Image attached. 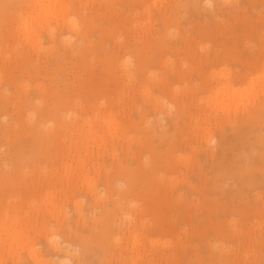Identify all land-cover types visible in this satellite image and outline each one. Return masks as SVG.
Returning a JSON list of instances; mask_svg holds the SVG:
<instances>
[{
    "label": "rangeland",
    "instance_id": "374dc122",
    "mask_svg": "<svg viewBox=\"0 0 264 264\" xmlns=\"http://www.w3.org/2000/svg\"><path fill=\"white\" fill-rule=\"evenodd\" d=\"M13 1L0 0V186L3 187L0 189V264H133V260L136 264H264V159L256 156L260 167L251 173L253 176L249 175L242 180L239 176H232L233 172L239 171L240 166L245 170L248 161L246 158L258 155L259 150L264 147L259 139V136H263L264 140V0H196L198 4H194V0H73L75 11L69 9L64 15L66 20L63 17L52 19V25H47L42 32L43 47L38 49L34 46V41L25 39L21 28L20 15L28 6H17ZM166 15L170 17L168 24L162 18ZM188 17L189 20L194 17L196 20L192 23ZM85 18L91 27L89 32L101 36L100 39L105 36L102 33L106 34L104 39L109 38L108 41L105 39L108 42L106 44L116 50L113 56L110 55L111 62L100 47V54L105 57L104 62L102 57H95L93 61H97L96 63L84 64V58L76 44L78 35L73 30L81 28ZM67 26L70 29H66ZM62 29L65 31L64 37L61 36L63 42L76 47L77 51L70 58L60 60L54 71H38L35 67L37 62L45 61L48 51L58 46L56 42H49L47 34L53 31L58 35ZM127 38L139 40L142 55H146L148 50H153L158 55L159 59L150 68L151 71L145 72L140 78L133 76L134 79L143 81L142 83L136 79L130 82L127 76L122 77V67L135 62L133 54L119 50L120 42ZM20 52L23 55L17 54ZM217 53L220 54L219 58L214 57ZM221 54L228 58L221 57ZM90 56L94 54L91 53ZM240 56L244 58V63ZM28 57L32 61L29 62ZM209 57L214 59L211 65H208ZM106 62L110 63V67ZM222 70H227L230 74H221ZM240 72H245L247 78L238 77ZM6 76L9 79L15 77L16 80L10 79V82ZM114 77L119 78L117 82ZM39 83L44 88L38 86ZM120 84L121 89L118 88ZM52 85L60 88L59 92L63 89V93L64 89L72 87L70 91L77 93L75 96L70 92L73 104L68 105L61 98L53 96L54 91L52 93L50 90ZM73 86L79 89H74ZM148 87L149 90H146ZM17 88L19 90L16 92ZM27 89L30 96L35 97H30L33 100L29 99L39 101H29L26 106L21 99L28 92ZM41 89L50 94L48 98L35 96L42 92ZM5 93L11 96L10 100H4ZM103 95L106 100L101 98ZM44 99H47L49 105ZM38 102H43L40 103L42 107L59 106L60 114L65 113L63 116L56 113L44 114L41 118L32 108V103L39 105ZM78 107L84 111L78 110ZM69 109L72 112L78 111V115H67ZM111 109L115 112L114 115ZM178 111L182 119L180 126L176 128L173 119H176ZM253 112H259L256 118L251 116L257 120L251 125L246 124L248 127L243 130L250 132L251 127L254 128L252 136L256 139L248 140L246 134L244 139L233 136V140L232 128L224 122L225 118L228 115H238L239 118L247 119ZM106 114L116 116L117 120H114L119 122H116L117 128H113V136L106 131L109 128ZM141 114H145V117ZM105 115L106 118H102ZM39 117L41 123L37 122ZM60 122L62 126L58 127ZM92 122L101 132H107V138L101 146L91 141L92 148L90 147L89 152L92 151L86 154V149L78 151L75 148L80 141L87 143L89 136L87 131L85 134L83 132L89 129L88 125ZM35 124L39 125L38 132L44 138L42 145L40 144L41 149L36 148L35 140L33 141L38 133L34 132ZM80 124L85 128L84 131ZM29 125H35L32 126V131ZM154 127L157 128L155 136L152 135ZM209 127L213 133L207 131ZM229 133L234 141L233 147L228 149L223 162L217 165L214 163L217 160L207 157L205 152L211 148H221L223 134L228 140ZM173 134L175 142L172 141ZM253 140L258 142L250 145ZM256 146H260V149ZM77 153L88 160L85 168L80 167ZM152 158L158 163L156 169L148 164L153 163ZM69 164L74 168L77 164V169L71 167L74 174L69 171ZM121 166L139 171L140 175L138 174L135 183L139 186L134 189L137 193H129L126 196L128 199L124 198L120 202L121 197L119 194L117 196V191L121 192L126 187V180L120 174L123 168ZM232 169L235 171L231 174ZM144 174L145 180L142 178ZM91 181L95 188L93 192ZM143 184L148 187L143 188ZM129 199L132 203H128ZM118 201L132 209L133 216H137V220H134L136 226L128 225V217L116 205ZM139 208H146L143 217L139 211L134 214L135 209ZM12 214H17V218L13 220ZM143 218H146L145 221L148 219L147 222L144 223ZM106 224L112 231L115 243L112 242L113 239L111 243H105L106 237L103 234L107 233ZM143 224L148 225L145 227ZM134 228L139 231L143 244L140 243L141 240L139 243L133 242ZM21 229L23 231L19 232ZM13 232L15 236L12 238ZM16 234L18 237L21 234L22 239H17ZM67 242L74 249L64 251L53 246ZM137 248H140L139 252L136 251ZM138 253L142 255L139 254L137 258ZM63 255L70 257L72 263H57V259Z\"/></svg>",
    "mask_w": 264,
    "mask_h": 264
},
{
    "label": "bare ground",
    "instance_id": "6f19581e",
    "mask_svg": "<svg viewBox=\"0 0 264 264\" xmlns=\"http://www.w3.org/2000/svg\"><path fill=\"white\" fill-rule=\"evenodd\" d=\"M78 1V0H77ZM80 1V0H79ZM78 1V2H79ZM195 1V3L194 4H198L197 2H196V0H194ZM210 1V0H209ZM236 1V0H235ZM14 2L15 3H17L18 5L17 6H22V7H24V6H28L27 7V9L25 8V10L24 11H19V12H21V15H20V20H21V28L23 29V33H24V35H25V39L26 40H32V41H34V43H36V45H34L35 47H37V49L38 48H42L43 47V45H42V43H43V40H42V38H41V36L43 35V31H44V29L47 27V25L49 26V25H52V24H50L51 23V21H52V19L55 17V18H58L59 19V17L61 18V17H63L65 20H66V18H65V14H67V12L69 11V9H73L74 11H75V1L73 2V0L72 1H68V0H14L12 3L14 4ZM82 2V1H81ZM2 3V2H1ZM77 3V2H76ZM10 5H11V3H10ZM223 5V4H222ZM235 5V4H234ZM16 6V5H15ZM14 6V7H15ZM184 6V5H183ZM237 6V5H236ZM76 7H77V5H76ZM197 7V6H196ZM10 8H12V5L10 6ZM16 8V7H15ZM19 8V7H18ZM14 9V8H13ZM79 9V8H78ZM198 9V8H197ZM203 9V8H202ZM232 9V8H231ZM230 9V10H231ZM17 10H19V9H17ZM220 10V9H219ZM228 10V9H227ZM229 10V11H230ZM236 10V9H235ZM223 11V10H222ZM225 11V10H224ZM237 11V10H236ZM78 12H80V10L78 11ZM205 12V11H204ZM18 13V12H17ZM76 13V12H75ZM81 13V12H80ZM170 13V12H169ZM20 14V13H19ZM234 15V14H233ZM162 18H164L163 20H165V21H167V24H168V19L170 18L168 15H166V16H164V17H162ZM86 19V18H85ZM188 20H189V17L187 18ZM194 19H195V17H194ZM194 19H192V20H189L190 22L192 21V23H193V21H195ZM57 20V19H56ZM56 20H55V22H56ZM65 20H64V22H65ZM83 21H85L84 22V24L83 25H81V28H75L73 31L75 32V34H77L78 35V39H77V43L76 44H78V46H79V48H80V52H81V54H82V56H83V58H84V64L86 65L87 63H91V64H94V62H95V60L93 61V59H95V57H97V58H99L100 59V57H102V53L100 54V47H101V52H103V54L104 53H106L107 55H104V56H107L106 58L111 62V56H113L114 55V53H115V51L116 50H114V49H112L110 46H108L106 43H108L107 41H108V39L109 38H103V37H106V34H104V33H102V36L103 35H105V36H103L101 39H100V37L101 36H95L93 33H91V32H89L91 29V27L89 26V22H88V20L86 19V20H84L83 19ZM165 21H164V23H165ZM61 22V21H60ZM63 22V21H62ZM58 23V22H57ZM62 24V23H61ZM60 24V25H61ZM67 24V23H66ZM65 24V25H66ZM94 24V23H93ZM166 24V23H165ZM165 24H164V26H165ZM166 24V25H167ZM213 24H214V22H213ZM54 26V25H53ZM63 27V26H62ZM70 27V26H69ZM135 27V26H134ZM100 28V27H99ZM51 30L53 29V27H51L50 28ZM60 29V28H59ZM66 29H70V28H68V26H67V28ZM58 30V29H57ZM94 30V29H93ZM46 31V30H45ZM68 32H69V30H67ZM72 30H70V32H71ZM155 31V30H154ZM65 31H64V29H62L61 30V32L57 35L55 32H53V31H51V33L49 32L47 35L49 36V42L50 41H52V43L53 42H56V43H58V46L56 47V48H53V49H51L50 51H48V53L46 54L47 56V58H46V60L45 61H43V62H40V61H38L37 62V65L35 66L36 68H38V71H43V70H45V73L46 72H49V70L52 72V71H54V67L56 66V64L60 61V60H63V59H66V58H70L76 51H77V48L76 47H70L67 43H65V42H63V37H64V33ZM119 32V31H118ZM206 32V31H205ZM47 33V32H46ZM95 33V32H94ZM107 33V32H106ZM110 33V32H109ZM69 34V33H68ZM67 34V35H68ZM97 35H98V33H97ZM154 35V34H153ZM156 35V34H155ZM61 36H63L62 38H61ZM120 36V35H119ZM127 36V35H126ZM140 36V35H139ZM147 36H149V35H147ZM158 36H160V35H158ZM65 37H66V34H65ZM121 37V36H120ZM125 38V37H124ZM140 38V37H139ZM144 38V37H143ZM94 39V40H93ZM145 39H147V37L145 38ZM154 39V38H153ZM68 40V39H67ZM118 41V40H117ZM139 41V40H138ZM138 41L136 40V38H132V39H130V38H127L126 39V41L124 40L123 42H120V49L119 50H121V52H122V50H124V53L125 52H129V53H131V55L133 54L134 56H135V62H134V64L133 65H126L125 67H122V74H123V76L122 77H125V76H127L128 77V79H129V81L131 82H134L133 80H135L136 78H140V77H143L144 75V73L145 72H147V71H149L150 70V68H152V66L153 65H155V63L157 62V60L159 59L158 58V55H155V53H154V51L153 50H148L147 51V53H146V55H142V53H141V49H140V45H139V43H138ZM145 42V41H144ZM33 43V44H34ZM51 43V42H50ZM116 43V42H115ZM115 43H114V45H115ZM119 43V42H118ZM117 43V44H118ZM31 44V43H30ZM145 44H146V42H145ZM23 45V44H22ZM29 45V44H28ZM148 45H150V44H148ZM147 45V46H148ZM233 45H234V43H233ZM53 47V46H52ZM26 48V47H25ZM31 48V47H30ZM32 48H33V46H32ZM152 48V47H151ZM154 48V47H153ZM152 48V49H153ZM150 49V48H149ZM49 50V49H48ZM119 50H117V51H119ZM44 51V50H43ZM18 52H19V50H18ZM25 52V51H24ZM37 52H39L38 50H37ZM218 52V51H217ZM227 52V51H226ZM226 52H224V54L226 53ZM230 52V51H229ZM229 52H227V53H229ZM234 52V51H233ZM237 52H238V50H237ZM237 52L235 53V54H237ZM241 52V51H240ZM23 52H20V53H17V54H21V55H23L22 54ZM26 53V52H25ZM91 53L92 54H94V56H90L91 55ZM120 53V52H119ZM149 53V54H148ZM16 54V55H17ZM224 54H223V56H222V54H221V57H225L224 56ZM239 54V53H238ZM259 54V53H258ZM21 55H20V57H21ZM26 55V54H25ZM111 55V56H110ZM229 55H233L231 52H230V54ZM241 55H242V53H241ZM38 56V55H37ZM40 56V55H39ZM38 56V57H39ZM200 56V55H199ZM211 56V55H210ZM213 56V55H212ZM230 56V57H231ZM237 56V55H236ZM253 56H255V55H253ZM215 58L216 57H220V54L219 53H217L215 56H214ZM227 57V56H226ZM258 57V56H257ZM19 58V57H18ZM30 57H28V60H29V62H30V60H31V58L29 59ZM103 58V57H102ZM105 58V57H104ZM104 58H103V62H104ZM223 58L221 59V60H223ZM228 58V57H227ZM238 58V57H237ZM240 58H241V56H240ZM20 59H22V58H20ZM19 59V60H20ZM114 59H115V57H114ZM117 59V58H116ZM206 59H207V57H206ZM205 59V60H206ZM242 59V61H243V59L244 58H241ZM241 59H240V61H241ZM255 58L253 57V60H254ZM257 59V58H256ZM259 59V58H258ZM264 59V58H263ZM40 60V59H39ZM118 60V59H117ZM214 59H212L211 57H209V59H208V61H209V63H208V65H211L212 64V61H213ZM250 60H252V57H251V59ZM249 59H248V61H250ZM7 61H8V59H7ZM32 61V60H31ZM100 61V60H99ZM106 61V60H105ZM108 61V62H109ZM161 61V60H160ZM219 61V60H218ZM245 61V60H244ZM244 61H243V63H244ZM246 61H247V59H246ZM247 61V62H248ZM257 61H259V60H257ZM261 61V60H260ZM20 62H22L21 60H20ZM26 62H27V60H26ZM97 62V61H96ZM95 62V63H96ZM203 62H205V61H203ZM207 62V61H206ZM251 62V61H250ZM250 62H249V64H250ZM254 62V61H253ZM24 63V62H23ZM32 63V62H31ZM48 63V64H47ZM101 63V62H100ZM107 63V62H106ZM126 64H127V62H125ZM211 63V64H210ZM214 63V62H213ZM215 63H217V61L215 62ZM252 63V62H251ZM26 64V63H25ZM108 64V63H107ZM110 64V63H109ZM108 64V65H109ZM199 64V63H198ZM205 64V63H204ZM246 64V63H245ZM23 65V64H22ZM21 65V66H22ZM27 65V64H26ZM26 65H24V67H26ZM35 65V64H34ZM84 65V66H85ZM114 65V64H113ZM119 65V64H118ZM213 65H215V64H213ZM212 65V66H213ZM29 66H30V64H29ZM211 66V67H212ZM250 66H251V64H250ZM27 67H28V65H27ZM26 67V69H28ZM109 67H110V65H109ZM109 67H107V70H109ZM210 67V66H209ZM249 67V66H248ZM252 67H253V64H252ZM36 68L34 69V70H36ZM192 68H193V66H192ZM23 70H26V69H24V68H22ZM118 69V68H117ZM195 69V68H194ZM213 69V68H212ZM225 69H227V68H225ZM241 69V68H240ZM187 70V69H186ZM211 70V69H210ZM228 70V69H227ZM227 70H224V71H226V72H223V70L221 71V74H222V72L223 73H225V75H228V73L229 72H227ZM243 70H244V68H243ZM27 71H29L30 72V70L28 69ZM27 71H24V72H26L27 73ZM151 71V70H150ZM182 71V70H181ZM190 71V70H189ZM196 71V70H195ZM50 72V73H51ZM116 72V71H115ZM153 72V71H152ZM184 72H186V71H184ZM246 72H247V70H246ZM37 73V72H36ZM151 73V72H150ZM187 73H189V72H187ZM190 73H191V71H190ZM189 73V74H190ZM195 73V72H194ZM202 73V72H201ZM200 73V74H201ZM227 73V74H226ZM241 73V72H240ZM239 73V74H240ZM249 73V72H248ZM29 74V73H28ZM38 74H39V72H38ZM48 74V73H47ZM167 74V73H166ZM165 74V75H166ZM182 73H180V75H181ZM185 74V73H184ZM196 74V73H195ZM200 74L198 75L199 77H201L200 76ZM209 74V73H208ZM211 74V73H210ZM218 74H220V73H218ZM217 74V75H218ZM230 74V73H229ZM40 75V74H39ZM118 75V74H117ZM136 76V78L134 79L133 78V76ZM143 75V76H142ZM191 75V74H190ZM206 75V74H205ZM234 75V74H233ZM246 74H245V72L244 73H241V75L240 76H238V77H246L245 76ZM8 76V75H7ZM6 76V78H8L9 79V77H7ZM105 76L107 77V75L105 74ZM104 76V77H105ZM119 76V75H118ZM118 76H116V77H118ZM138 76V77H137ZM186 77H187V75H185ZM212 76V75H211ZM105 77V78H106ZM116 77H114L115 79H116V82H117V80L119 79H117ZM168 77V76H167ZM151 78V77H150ZM179 78V77H178ZM191 78V77H190ZM211 78H213V77H211ZM236 78V77H235ZM234 78V79H235ZM247 78V77H246ZM10 79H15V77L14 78H10ZM10 79H9V81H10ZM107 80H108V78H106ZM144 79V78H143ZM163 79V78H162ZM161 79V80H162ZM228 79V78H227ZM232 79V78H231ZM238 79V78H237ZM240 79V78H239ZM238 79V80H239ZM16 80V79H15ZM102 80V79H101ZM136 80H138V79H136ZM140 80V79H139ZM138 80V81H139ZM144 80H147V79H144ZM164 80V79H163ZM161 81L162 83H164V81ZM168 80V79H167ZM179 80V79H178ZM207 80V79H206ZM210 80V79H209ZM230 80V79H229ZM93 81V80H92ZM109 81V80H108ZM122 81H123V78H122ZM121 81V82H122ZM125 81V80H124ZM216 81V80H215ZM218 81V80H217ZM5 82V81H4ZM10 82H12V81H10ZM9 82V83H10ZM16 82V81H15ZM15 82H14V84H15ZM84 82V81H83ZM105 82V81H104ZM136 82V81H135ZM140 82L142 83L143 81H141L140 80ZM146 82V81H145ZM148 82V81H147ZM167 82V81H166ZM91 83V82H90ZM93 83V82H92ZM102 83V82H101ZM28 84V83H27ZM42 84V83H41ZM117 84H119V83H117ZM134 84V83H133ZM167 84V83H166ZM173 84V83H172ZM212 84V83H211ZM7 85V84H6ZM9 85H11V84H9ZM13 85V84H12ZM16 85H18V84H16ZM34 85V84H33ZM55 85V84H54ZM96 85V84H95ZM129 85V84H128ZM135 85V84H134ZM136 85H137V82H136ZM15 86V85H14ZM25 86H26V84H25ZM38 86H41L40 85V83H39V85ZM38 86L36 87L37 89H38ZM80 86V85H79ZM84 87H85V85H83ZM87 86V85H86ZM92 86V85H91ZM97 86H98V84H97ZM103 86V85H102ZM119 87L118 88H120V86H121V84L120 85H118ZM123 86H124V84H123ZM130 86V85H129ZM128 86V87H129ZM166 86V85H165ZM16 87V86H15ZM18 87H19V85H18ZM29 86H27V88H28ZM51 87H53V85L51 86ZM82 87V86H81ZM93 87V86H92ZM108 87H109V85H108ZM137 87V86H136ZM41 88H44V87H42L41 86ZM70 88H72V87H68V88H66V89H64V93H63V89H62V92H61V90H60V92L58 91L59 89L57 88V87H53V88H51L50 90L52 91V93H53V91H54V95L53 96H57V97H59V98H61L66 104H68V105H71V104H73V101H70V100H73V98H72V96H71V94H70V92L72 91H70ZM73 88H74V86H73ZM76 88H78L79 89V87H76ZM76 88H74V89H76ZM90 88V87H89ZM100 88V87H99ZM104 88H105V86H104ZM131 88V87H130ZM129 88V89H130ZM134 88V87H133ZM32 89V88H31ZM33 89H35L34 87H33ZM46 89V88H45ZM45 89H41V91L42 92H38V90H37V92L39 93H36V94H38V95H35V96H37V97H39V98H42V97H47L48 98V95H50V94H47V91L45 90ZM69 89V90H68ZM83 89V88H82ZM121 89V88H120ZM119 89V90H120ZM128 89V90H129ZM146 90H149V87L148 88H145ZM144 89V90H145ZM16 90V89H15ZM19 90V88H17V90H16V92ZM28 90V89H27ZM26 90V91H27ZM45 90V91H44ZM84 90V89H83ZM136 90V89H135ZM141 90V89H140ZM40 91V90H39ZM49 91V90H48ZM86 91H87V89H86ZM99 91H100V89H99ZM124 91V90H123ZM89 92V91H88ZM87 92V93H88ZM98 92V91H97ZM107 92V91H106ZM129 92V91H128ZM135 92V91H134ZM144 92H147V91H144ZM4 93V92H3ZM26 94H25V96L21 99V97H22V94H21V97H20V99H21V101L23 102L22 104L23 105H25L26 104V106L28 105V103H29V101H31V100H33V99H31V98H35V97H32V95L30 96V93H29V90H28V92H25ZM29 93V94H28ZM49 93V92H48ZM72 93V92H71ZM114 93V92H113ZM124 93V92H123ZM72 94H75V92L74 93H72ZM77 94V93H76ZM76 94H75V96H76ZM99 94V93H98ZM103 94V93H102ZM110 94V93H109ZM117 94V93H116ZM121 94V93H120ZM125 94V93H124ZM130 94V93H129ZM128 94V95H129ZM180 94V93H179ZM184 94V93H183ZM107 95V94H106ZM148 95H149V93H148ZM177 95V94H176ZM94 96V95H93ZM96 96V95H95ZM112 96V95H111ZM122 96V95H121ZM131 96H133V95H131ZM11 96H9L7 93H5V94H3V98H4V100H10L11 98H10ZM31 97V98H30ZM73 97H74V95H73ZM82 97H83V94H82ZM117 97V96H116ZM123 97V96H122ZM2 97H0V99H1ZM31 100H30V99ZM53 98H55V97H53ZM72 98V99H71ZM79 98H80V96H79ZM86 98H88V97H86ZM98 98V97H97ZM96 98V99H97ZM101 98H104L105 99V95H103V97L101 96ZM106 98H108V96L106 97ZM115 98V97H114ZM119 98V97H118ZM124 98V97H123ZM122 98V99H123ZM129 98V97H128ZM133 98H135V97H133ZM49 99H51V97H49ZM48 99V100H49ZM77 99H78V96H77ZM112 99V98H111ZM117 99V98H116ZM4 100H2V101H4ZM35 100V99H34ZM37 100V99H36ZM35 100V101H36ZM41 100V99H40ZM76 100V99H75ZM83 100V99H82ZM103 100V99H102ZM101 100V102H102V105H104L105 103H104V101H102ZM106 100V99H105ZM108 100V99H107ZM135 100V99H134ZM35 101L33 102V101H31V102H33V103H35ZM37 101H39V100H37ZM36 101V102H37ZM43 101V100H42ZM46 101H47V99H46ZM45 101V99H44V102L45 103H48V101L46 102ZM56 101H57V99H56ZM55 101V102H56ZM59 101V100H58ZM57 101V102H58ZM78 101V100H77ZM116 101V100H115ZM133 101V100H132ZM182 101V100H181ZM5 102V101H4ZM30 102V103H31ZM53 102V101H52ZM57 102H56V104H57ZM60 102H61V100H60ZM82 102V101H81ZM87 102V101H86ZM109 102V101H108ZM32 103V108H33V112H35L36 114H37V112H38V114H39V116L41 117V118H43L45 115L44 114H49V113H56V115H61L60 114V110L59 109H61V108H59V106H58V108L55 106V107H42V106H40V103H39V105L38 104H33ZM43 103V102H42ZM41 103V104H42ZM61 103H63V102H61ZM75 103V102H74ZM78 103H80V102H78ZM78 103H76V105L78 104ZM116 103V102H115ZM149 103H150V101H149ZM54 104V103H53ZM65 104V105H66ZM83 104V103H82ZM48 105H49V103H48ZM61 105V104H60ZM75 104H74V106H76ZM92 105V104H91ZM90 105V106H91ZM107 105V104H106ZM154 105H156V104H154ZM45 106V105H44ZM77 106H79V105H77ZM80 106H81V103H80ZM157 106V105H156ZM61 107V106H60ZM67 108H68V106H66ZM104 107V106H103ZM109 107V106H108ZM145 107V106H144ZM71 108H72V106H71ZM76 107H74V109H75ZM81 108V107H80ZM80 108L78 107L77 109L78 110H80ZM92 108V107H91ZM90 108V109H91ZM97 108H99L100 109V107H97ZM111 108H113V107H111ZM263 108V107H262ZM261 108V109H262ZM31 109V108H30ZM64 109H66L65 107H64ZM103 109V108H102ZM153 109V108H152ZM155 109H156V107H155ZM248 109V108H247ZM250 110V109H249ZM258 110V109H257ZM264 110V109H263ZM67 111V110H66ZM80 111H84V110H80ZM92 111V110H91ZM97 111V110H96ZM111 111H112V109H111ZM110 111V112H111ZM68 114L67 115H70V116H76V114L78 115V111L76 112V110L74 111V112H72L71 111V109H69L68 111ZM76 112V113H75ZM86 112V111H85ZM133 112V111H132ZM140 112V111H139ZM147 112V111H146ZM250 112V111H249ZM259 112H260V109H259ZM259 112L258 113H254V114H251L250 115V117L249 118H247V119H245L244 117L242 118V117H237L236 115H235V117H229V115H228V117L227 118H225V120H224V122L225 123H227L228 125H230V127L232 128V137L233 136H237L236 137V139H239V137L240 138H242V139H244L245 138V136L244 135H246V137H247V139L249 140H251L252 138H253V136H254V134H252V130L254 129V128H252L251 126H249V127H251V130H250V132H245V130H243L245 127H248V126H245L246 124H249V125H251L252 124V122H255L256 120L255 119H253V118H256V114H259ZM65 113V112H64ZM63 113V114H64ZM96 113V112H95ZM112 113H113V115H114V113L115 112H113L112 111ZM181 113H182V111H181ZM251 113V112H250ZM249 113V114H250ZM261 113H262V110H261ZM260 113V114H261ZM264 113V112H263ZM63 114L61 115V116H63ZM98 114V113H97ZM105 114V113H104ZM106 115H108V114H106ZM106 115H105V117H102V118H106ZM116 116H117V113L115 114ZM141 115H143V114H141ZM145 115V114H144ZM143 115V118L145 117ZM51 116V115H50ZM89 116V115H88ZM96 116H98V115H96ZM116 116H110V115H108V117H107V119H106V123H108L109 124V128H107L106 129V131L108 130V132H109V134H110V136H113L114 135V131H113V128L115 129V128H117V126H118V121H116V122H118L117 124H116V122H115V118H116ZM248 116V115H247ZM246 116V117H247ZM251 116H253V118H251ZM259 116V115H258ZM257 116V117H258ZM38 118L37 119V122H39V123H41L40 121V119L41 118ZM66 117V116H65ZM79 117H81V115L79 116ZM172 117V116H171ZM226 117V116H225ZM36 118V117H35ZM46 118V117H45ZM53 118H54V115H53ZM63 117H60V120L62 119ZM82 118V117H81ZM85 118V117H84ZM90 118V117H89ZM260 118H262L261 116H260ZM59 119V118H58ZM65 119V118H64ZM74 119H75V117H74ZM77 119V118H76ZM92 119V118H91ZM91 119H89V121L88 122H90V120ZM103 119V121H105ZM181 114L179 113V111L177 112V117H176V119H173V122H174V126H176L177 125V127L176 128H178L179 126H180V121H181ZM40 120V121H39ZM43 121L45 120V119H42ZM54 120V119H53ZM52 120V121H53ZM55 120H56V118H55ZM63 120V119H62ZM80 120V119H79ZM116 120H117V118H116ZM56 121H58V120H56ZM64 121V120H63ZM78 121V120H77ZM258 121H261L260 119L258 120ZM33 122H35V121H33ZM49 121H47V123H48ZM71 122H72V120H71ZM74 122V121H73ZM79 122V121H78ZM87 122V121H86ZM39 123H37V124H39ZM77 123V122H76ZM258 123V122H257ZM256 123V124H257ZM262 123V122H261ZM261 123H259V124H261ZM264 123V122H263ZM31 124V123H30ZM43 124H44V122H43ZM71 124H74V123H71ZM77 124H79V123H77ZM83 124V123H82ZM95 124V123H94ZM93 124V122L92 123H90L88 126H89V129H85L84 127H83V125H81L83 128H81L83 131H84V129H85V131L83 132L84 134H85V132L87 131V134H88V139H87V143H84V142H82L81 143V141H80V143H79V145L77 146V148H75L76 150H78V151H81V149H83V150H87V152L85 151V153L87 154L88 152H89V150L92 148L91 147V141L92 142H96V144L98 145V146H101L102 144H103V142L105 141V138H107V137H105L106 135V133L104 134V131L103 132H101L100 131V129H97V127H96V125H94ZM255 124V125H256ZM36 125V124H35ZM34 125V126H35ZM59 125H61V122L58 124V127H59ZM254 125V124H253ZM263 125V124H262ZM30 126V125H29ZM28 126V128L30 129V127L32 128V126L33 125H31L30 127ZM33 126V127H34ZM41 126V125H40ZM43 126V125H42ZM47 126V125H46ZM62 126V125H61ZM173 126V127H174ZM80 127V126H79ZM219 127H220V125H219ZM264 127V126H263ZM262 127V128H263ZM47 128V127H46ZM75 129H76V127H74ZM78 128V127H77ZM222 128V127H221ZM259 128V127H258ZM27 129V128H26ZM25 129V130H26ZM80 129V128H79ZM102 129V128H101ZM105 129V128H104ZM103 129V130H104ZM256 129V128H255ZM24 130V131H25ZM33 130V128L31 129V131ZM40 130V128H39V125H36L35 127H34V132L35 131H39ZM77 130V129H76ZM176 130V129H175ZM248 130V129H247ZM260 130L261 129H259V132H260ZM28 131H30V130H28ZM79 130H77V132H78ZM116 131V130H115ZM207 131H210V132H212L211 131V128L209 127L208 128V130ZM223 131V130H222ZM27 132V131H26ZM53 132H55V131H53ZM167 132V131H166ZM255 132H257V130L255 131ZM28 133V132H27ZM30 133V132H29ZM156 133H157V128H153V130H152V135L153 136H155L156 135ZM213 133V132H212ZM212 133L210 134L211 136H212ZM226 133V132H225ZM258 133V132H257ZM261 133V132H260ZM30 134H33V132H31ZM35 134H36V132H35ZM81 134V133H80ZM83 134V135H84ZM108 134V135H109ZM222 134V133H221ZM230 134V133H229ZM228 134V135H229ZM262 134V133H261ZM22 135V134H21ZM24 135V134H23ZM209 135V136H210ZM253 135V136H252ZM260 135V134H259ZM32 136V135H31ZM210 136V137H211ZM221 136V135H220ZM231 136V134L229 135V137L228 138H230V139H228V140H226V138H224V134H223V137H222V139H221V141H220V143H221V148L219 147H217L218 149H214V148H211V149H209V150H207L206 152H205V154H206V156L207 157H211L212 158V160H217L216 162L214 161V163L215 164H217V165H220L222 162H223V160H224V157H225V155H226V152L228 151V149H232V141L234 140V137H233V140H232V138L230 137ZM163 137V136H162ZM173 139H172V141L173 142H175L174 140H175V134H173ZM226 137H227V134H226ZM109 138V137H108ZM213 138V137H212ZM221 138V137H220ZM43 139L44 138H42V136H40V133L38 132L37 133V137H35V139H34V137H33V141L35 140V147L37 148H40L41 147V145H42V141H43ZM79 139V138H78ZM209 139V138H208ZM253 139H256V138H253ZM259 139H260V144L261 145H263L264 144V140H263V136H259ZM77 140V139H76ZM75 140V141H76ZM170 140V139H169ZM241 140V139H240ZM258 140V139H257ZM78 141V140H77ZM77 141H76V143H77ZM210 141H211V139H210ZM244 140H242V142H243ZM259 141V140H258ZM257 141V142H258ZM234 142V141H233ZM252 142L254 143V144H256L255 143V140H253V141H251L250 142V145L252 144ZM210 143V142H209ZM247 143V142H246ZM263 143V144H262ZM41 144V145H40ZM171 144H173V143H171ZM253 144V145H254ZM260 144H258V145H260ZM32 145V144H31ZM30 145V146H31ZM77 145V144H76ZM249 145V144H248ZM249 145V146H250ZM149 146H150V144H149ZM220 146V145H219ZM74 147V146H73ZM76 147V146H75ZM91 147V148H90ZM153 149H155L153 146H151ZM257 148H259L258 146H256ZM263 147V146H262ZM150 148V147H149ZM264 148V147H263ZM263 148H261V150H259V154L258 155H255V156H253L252 158H249V157H247L246 159L248 160L247 161V164H246V167L244 168L245 170H243L242 168H241V166H240V169H239V171L238 172H233V171H235L234 169H232L231 170V174H232V172H233V174H232V176H239V179H241L242 180V178H248V176L249 175H251V173H253V172H255L256 171V169H258V167H260V166H258L259 164V162H258V160H256V156H259L260 158H263L264 159V150H263ZM41 149V148H40ZM75 149H74V152H75ZM151 149V148H150ZM260 149V148H259ZM92 151V150H91ZM90 151V152H91ZM243 151V150H242ZM89 152V153H90ZM244 152V151H243ZM81 153V152H80ZM83 153H84V151H83ZM78 154V153H77ZM244 154V153H243ZM76 155V154H75ZM74 155V156H75ZM81 154H78V163L80 164V167H83L84 166V168H85V165H86V161H88L87 159H85L84 157H81L80 156ZM73 156V157H74ZM68 157V156H67ZM155 156H153V158H154ZM245 157V156H244ZM153 158H152V160H153ZM259 158V159H260ZM75 159V158H74ZM223 159V160H222ZM262 159V160H263ZM64 160V159H63ZM72 162V161H71ZM77 162V161H76ZM152 162V161H151ZM263 162H264V160H263ZM260 163H261V165H262V162H261V159H260ZM64 164H65V162H64ZM73 164V163H72ZM78 164V165H79ZM121 164V163H120ZM149 164V166L151 165L152 166V168L154 169L156 166H157V164L158 163H156V160L154 159L153 160V163L151 164V163H148ZM77 165V164H76ZM75 165V168H74V166L73 165H70L69 164V166H70V169H69V171L71 170V167L73 166V168L74 169H77L76 167H78V166H76ZM82 165V166H81ZM122 165V164H121ZM64 166V165H63ZM69 166H67V167H69ZM65 168H66V165L64 166ZM121 167H123L122 169H121V171H120V174H122V176H123V179L124 180H126V182H125V184H126V187L123 189V188H119V190H122L123 189V191H117V192H119V193H117V196H118V194H119V196L121 197L120 198V202H121V200H123L124 198H126V196L128 197V195H129V193H137V192H135L134 191V189L136 190V186H138V184L136 185L135 183L137 182V176H138V174H139V171H136V170H132V169H130L129 167H127V166H121ZM211 167H213V166H211ZM261 167H263V166H261ZM222 168H224V167H222ZM264 168V167H263ZM68 169V168H67ZM66 169V170H67ZM74 169H72L71 170V172L73 173V170ZM156 169V168H155ZM65 170V169H64ZM82 170V169H81ZM145 170V169H144ZM214 170V169H213ZM216 170V169H215ZM220 170V169H219ZM260 170V169H259ZM259 170H258V172H259ZM263 170V169H262ZM224 171V170H223ZM237 171V170H236ZM229 172V171H228ZM227 172V173H228ZM82 173V172H81ZM118 173V172H117ZM216 173H220V171H216ZM230 173V172H229ZM74 174V173H73ZM79 174V173H78ZM220 174H222V172L220 173ZM108 175V174H107ZM114 175V174H113ZM140 175V174H139ZM264 175V174H263ZM77 176V175H76ZM251 176H253V174L251 175ZM7 177V176H6ZM80 177V176H79ZM78 178V177H77ZM108 178V177H107ZM110 178V177H109ZM144 180L146 179V177H145V174H144V176L142 177ZM252 178H254V177H252ZM257 178V177H256ZM119 179H121V178H119ZM238 179V178H237ZM246 180V179H245ZM244 180V182H246ZM255 180V179H254ZM109 180H107V182H108ZM122 182V181H121ZM141 182V181H140ZM143 182V181H142ZM141 182V183H142ZM152 182V181H151ZM150 182V183H151ZM248 182H250V180H248ZM35 183V182H34ZM50 183V182H49ZM144 184H145V182H143ZM108 184H110V183H108ZM121 184V183H120ZM124 184V185H125ZM143 184V185H144ZM163 184V183H162ZM168 184V183H167ZM73 185V184H72ZM76 185V184H75ZM123 185V184H122ZM146 185V184H145ZM144 185V187L143 188H147L148 186H145ZM91 186L93 187L92 188V192L95 190V188H94V186H93V182L91 181ZM169 186V185H168ZM167 186V187H168ZM171 186V185H170ZM139 187V186H138ZM191 187V186H190ZM1 188H3V187H1L0 186V189ZM79 188V187H78ZM142 188V189H143ZM169 188V187H168ZM172 188V187H171ZM247 188V187H246ZM139 190V189H138ZM137 190V191H138ZM89 191H90V189H89ZM161 191V190H160ZM87 192V191H86ZM91 192V193H92ZM155 193V192H154ZM134 195V194H133ZM128 198H126V200H127ZM125 200V199H124ZM134 200V199H133ZM137 200V199H136ZM130 201V199L128 200V203H132V202H129ZM119 201L117 202V207H118V209H120L121 211H123V213L128 217V219H129V221H128V225L129 226H132V225H130V224H133V227H134V225L136 226V217L137 216H133V214H132V209H130V207H127V204H126V206L125 205H121V203H120ZM138 202V201H137ZM96 203V202H95ZM96 206H97V204H96ZM130 206V205H129ZM135 205H133V207H134ZM137 206V205H136ZM132 207V206H131ZM136 211V212H135ZM135 211H134V214H136L138 211L140 212V215H141V217H143V212H145L146 211V208H139V209H135ZM18 213H20V212H18ZM17 213V214H18ZM7 214H8V212H7ZM16 214V215H17ZM21 214V213H20ZM25 214H27V212L25 213ZM143 214V215H142ZM13 215V214H12ZM16 215H13L12 217H13V220H14V218L16 219L17 217H16ZM28 215V214H27ZM140 215H139V217H140ZM18 216V215H17ZM19 216H21V215H19ZM25 216L26 215H24L23 217L25 218ZM32 216V215H31ZM131 216H133L132 217V219L130 218ZM8 217H9V215H8ZM7 217V218H8ZM11 217V216H10ZM9 217V218H10ZM29 217V216H28ZM37 217V216H36ZM234 217V216H233ZM6 218V217H5ZM21 218V217H20ZM23 219V218H22ZM27 219V218H26ZM56 219H58V217L56 216ZM142 219V218H141ZM146 219V218H145ZM145 219L143 218V220H144V223L145 222H147V220L145 221ZM231 219V218H230ZM10 221H11V219H9ZM20 220L21 219H19L18 221L20 222ZM30 220V219H29ZM135 220V221H134ZM16 221V220H15ZM25 221V220H24ZM24 221H23V223H24ZM22 222V221H21ZM30 222V221H29ZM33 222H34V220H33ZM124 222H126V221H124ZM11 223H13V222H11ZM27 223V222H26ZM25 223V224H26ZM32 222H30V224H31ZM151 223V222H150ZM10 224V223H9ZM17 224V223H16ZM20 224V223H19ZM33 224V223H32ZM10 225H12V224H10ZM14 225H15V222H14ZM27 225V224H26ZM108 224H106V227H105V229H106V232L107 233H105V234H103V235H105V237H106V242L105 243H111V240L113 239L112 238V236H113V234L111 235V230H109V228H108V226H107ZM143 225H146V224H143ZM148 225V224H147ZM147 225L145 226V227H147ZM150 225V224H149ZM23 226V225H22ZM6 227H8V226H6ZM13 227V226H12ZM24 227V226H23ZM23 227H21L22 229H23ZM28 227H30L31 228V226L29 225ZM44 227V226H43ZM42 227V228H43ZM151 227V226H150ZM237 227V226H236ZM19 228H20V226H19ZM136 228V227H135ZM134 228V229H135ZM15 229H18V228H15ZM18 230L19 232H21V231H23V230ZM104 229V228H103ZM102 229V230H103ZM11 230H13V229H11ZM25 230V229H24ZM28 230H30V229H28ZM137 229H135V234H134V241L133 242H135V243H139V240H141L140 239V237H139V231H136ZM1 231V230H0ZM6 231V230H5ZM17 230H15V233H17V234H19L18 232H16ZM36 231V230H35ZM9 232H11V231H9ZM29 233H31L30 231H28ZM39 232V231H38ZM15 233L13 232V236H12V233H10L11 234V236H12V238L15 236ZM25 233H26V230H25ZM25 233H22V235H26ZM131 233V232H130ZM139 233V234H138ZM6 234V233H5ZM9 234V233H8ZM16 234V236H17V239L19 238V237H21L20 239H22V237L23 236H20L19 235V237H18V235ZM40 234V233H39ZM38 234V235H39ZM118 234V233H117ZM31 235V234H30ZM34 235V234H33ZM32 235V236H33ZM48 235V234H47ZM102 235V234H101ZM114 235H116V233L114 232ZM10 236V235H9ZM10 236V237H11ZM31 236V237H32ZM37 236V235H36ZM98 236V235H97ZM117 236H119V235H117ZM132 236V235H131ZM7 237H8V235H7ZM114 237V236H113ZM121 237V236H120ZM3 238H4V236H3ZM16 238V237H15ZM27 238H28V234H27ZM33 238V237H32ZM31 238V239H32ZM97 238V237H96ZM99 238V237H98ZM97 238V239H98ZM116 238V237H115ZM130 238V237H129ZM133 238V237H132ZM84 239V238H83ZM119 239V238H118ZM5 240V239H4ZM11 241H12V239H10ZM10 240L8 241L9 243H10ZM34 240H35V237H34ZM105 240V239H104ZM128 240V239H127ZM1 241V240H0ZM101 241H102V237H101ZM100 241V242H101ZM142 241V240H141ZM3 242V241H2ZM5 242H7V241H5ZM98 242V241H97ZM113 243H115L114 242V239H113V241H112ZM54 243H56L55 241H54ZM105 243H104V245H105ZM140 243H142L143 244V241L142 242H140ZM152 243V242H151ZM153 243H154V241H153ZM152 243V244H153ZM11 244H13L12 242H11ZM117 244V243H116ZM133 245H134V243H132ZM1 245H3L2 243H1ZM52 245H53V243H52ZM56 245V246H55ZM63 245V246H62ZM113 245H115V244H113ZM145 245V244H144ZM151 245V244H150ZM9 246V245H8ZM53 246H55V249H60V250H68V249H70V248H72V249H74L73 247H71L70 246V243L68 244V242H67V244L66 243H63V244H61V245H58V244H54ZM52 246V247H53ZM137 246H138V244H137ZM13 247V246H12ZM135 248H136V246H134ZM133 247V248H134ZM138 247H140V244H139V246ZM1 248V247H0ZM16 248V247H15ZM14 248V249H15ZM23 248V247H22ZM132 248V249H133ZM142 248V247H141ZM150 248V247H149ZM153 248V247H152ZM54 249V250H55ZM121 249V248H120ZM139 249L140 248H137V252H139ZM166 249V248H165ZM165 249H164V251H165ZM36 251H37V249H35ZM133 250H135V249H133ZM10 251H12V250H10ZM32 251H34V249L32 250ZM135 251V252H136ZM35 252V251H34ZM58 252V251H57ZM157 252V251H156ZM28 253V252H27ZM30 253V252H29ZM36 253V252H35ZM38 253V252H37ZM12 254V253H11ZM33 254V253H32ZM40 254V253H39ZM130 254V253H129ZM135 255L136 253H132V255ZM139 254H141L142 255V253H138V256H137V258L139 257ZM150 254V253H149ZM154 254V253H153ZM35 255V254H34ZM137 255V254H136ZM140 255V256H141ZM121 256V255H120ZM168 256V255H167ZM36 257V256H35ZM39 257H41V255H39ZM129 257V256H128ZM132 257V256H131ZM130 257V258H131ZM136 257V256H135ZM143 257V256H142ZM13 258V257H12ZM20 258V257H19ZM38 258V257H37ZM36 258V259H37ZM43 258V257H42ZM125 258H127V257H125ZM133 258H134V256H133ZM132 258V259H133ZM136 258V259H137ZM35 259V258H34ZM34 259H33V261H34ZM46 259V258H45ZM132 259H129V260H131L132 261ZM13 260V259H12ZM15 260V259H14ZM38 260H40V259H38ZM51 260V259H50ZM56 260V259H55ZM128 260V259H127ZM127 260H125L124 261V263H126V261ZM138 260V259H137ZM16 261V260H15ZM46 261V260H45ZM47 261H49V260H47ZM52 261H54V260H52ZM72 260L70 259V257H68V256H66V255H63L62 257H60V259H57V263L58 262H62V263H72L71 262ZM112 261V260H111ZM130 261V262H131ZM135 260H133V264H136L135 262H134ZM38 262V261H37ZM50 262V261H49ZM129 262V261H128ZM138 262V261H137ZM149 262H150V259H149ZM46 263V262H45ZM48 263V262H47ZM46 263V264H47ZM3 264V263H2ZM26 264V263H25ZM35 264V263H34ZM48 264H50V263H48ZM54 264V263H53ZM59 264V263H58ZM129 264V263H128ZM132 264V263H131ZM138 264V263H137ZM141 264V263H140ZM150 264V263H149Z\"/></svg>",
    "mask_w": 264,
    "mask_h": 264
}]
</instances>
